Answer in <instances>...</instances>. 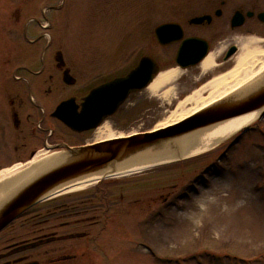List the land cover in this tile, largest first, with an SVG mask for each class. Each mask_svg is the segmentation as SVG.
<instances>
[{"label":"rangeland","instance_id":"374dc122","mask_svg":"<svg viewBox=\"0 0 264 264\" xmlns=\"http://www.w3.org/2000/svg\"><path fill=\"white\" fill-rule=\"evenodd\" d=\"M217 1L0 0V103L13 80L12 71L25 65L26 54L27 61L28 54L39 57L50 39L47 70L54 63L50 55L59 48L71 66L86 69L93 59L98 78L109 70L112 75L129 71L147 54L155 56L162 70L175 68L178 44L158 45L155 28L177 22L188 35L187 20ZM26 27L33 43L27 42ZM33 69H40L38 63ZM20 70L17 76H25ZM182 71L158 95L146 89L132 94L106 127L115 136L126 137L163 126L179 103L211 75L201 69ZM52 88L53 95L45 97L48 103L62 94L57 84ZM257 123L258 128L245 133L239 143L234 141L238 132L201 155L55 197L54 204L79 205L80 218L95 216L97 222L63 229L64 233L73 228L89 232L88 238L64 242L66 247L75 246L70 251L77 255L73 263L264 264V119ZM102 139L99 133L95 142ZM16 157L0 156V165ZM152 185L159 188V194L173 191L169 202L158 199L149 205L146 198L141 203L140 189ZM199 193L201 199L196 197ZM239 200L245 204L234 211L224 210L225 204L231 208ZM202 203L206 209L200 208ZM196 216H203L199 227L192 221Z\"/></svg>","mask_w":264,"mask_h":264},{"label":"flooded vegetation","instance_id":"af4514ba","mask_svg":"<svg viewBox=\"0 0 264 264\" xmlns=\"http://www.w3.org/2000/svg\"><path fill=\"white\" fill-rule=\"evenodd\" d=\"M202 16L210 18L199 25L192 22ZM240 21L242 24H239ZM42 28L46 29L48 26L43 25ZM187 29L189 32L187 35L185 31L184 39L197 38L207 42L210 54L219 48L220 63L216 65L220 68L217 72L225 71L233 66L240 52L241 43L245 39L258 37L264 40V0H218L209 10L191 16L187 20ZM25 35L27 37V27ZM27 42L34 41L27 37ZM50 43L51 39L39 57L28 54L27 61L26 54L25 65L12 71L13 80L6 87L5 101L0 103V156L17 154V157L5 165H0V170L15 163L27 164V157L29 160L35 158L42 150L55 153L64 150L62 146L77 148L97 143L95 142L97 134L107 126L113 116L106 118L98 127L90 128L97 119L95 111L90 110L87 104L92 91L117 78L127 76L145 56L157 61L154 55L147 54L129 71L124 69L112 75L109 70L105 71L107 74L98 78V70L94 68L96 66L93 59H90V66L86 69L79 64L71 66L59 48L50 55L54 63L52 70H47L45 57ZM177 44L179 49L181 42ZM58 58H62V61L59 62ZM37 63L40 69L34 70L33 67ZM201 63L189 69L200 70ZM19 70L25 73V76H17ZM65 74L68 76L67 81ZM48 82L50 86L47 88ZM54 84H57L62 94L55 96L58 99L53 97L48 103L45 97L53 95ZM55 100L58 102L53 105ZM63 102L70 103L67 112L79 121L81 131L70 128L53 116ZM258 124L256 122L246 133L256 130ZM66 134L70 135V138L65 136ZM242 136L237 140L238 143ZM153 189H156L154 185L140 189L141 203L146 198H149L146 199L149 205H153L158 199L166 203L173 196V191L159 194V188L156 189V193ZM54 198H46L32 206L0 231V264H74L77 255L70 251L75 246L71 244L66 247L64 242H73L81 237L88 238L89 232L80 233L73 229L81 224L92 225L97 222L94 220L95 216L80 218L79 205L54 204L57 202ZM65 217L69 220L63 221ZM69 226L75 227L64 233L63 229ZM73 235L81 236L71 238ZM35 252L38 255L35 256Z\"/></svg>","mask_w":264,"mask_h":264},{"label":"water","instance_id":"95a60500","mask_svg":"<svg viewBox=\"0 0 264 264\" xmlns=\"http://www.w3.org/2000/svg\"><path fill=\"white\" fill-rule=\"evenodd\" d=\"M209 18L202 16L192 22L199 25ZM154 35L158 44L163 47L181 42L175 59L181 69L196 66L209 56V44L197 38L184 39L185 31L180 23L160 24L155 28ZM57 60L60 62L62 58ZM162 71L157 61L145 56L127 76L92 91L87 104L90 110L95 111L97 119L90 128L98 127L106 118L115 115L132 94L146 89ZM65 80H68L66 74ZM69 104H60L53 116L70 128L81 131L79 121L67 112ZM253 112H259L256 121L264 118V76L256 83L174 125L77 148L62 146L64 150L55 152L56 158L52 162L45 161L47 166L42 171L14 194L0 201V231L57 189L78 180L93 176L105 179L135 168L184 160L188 157L178 152L174 146L180 139ZM249 127L250 125L244 127L240 132L243 133ZM80 236L73 235L71 238Z\"/></svg>","mask_w":264,"mask_h":264},{"label":"bare ground","instance_id":"6f19581e","mask_svg":"<svg viewBox=\"0 0 264 264\" xmlns=\"http://www.w3.org/2000/svg\"><path fill=\"white\" fill-rule=\"evenodd\" d=\"M217 58V53L213 52L201 63L200 69L203 74H211V77L201 87L179 103L177 110L161 126L162 128L183 121L190 115L214 105L222 99L256 83L264 76V40L261 38L249 37L245 39L241 43L240 52L234 60L233 66L225 71L217 72L220 68L216 65ZM181 75H183V71L179 67L163 70L146 90L152 95H158L163 88L170 85ZM167 93H170V90ZM189 106L193 107L188 109ZM258 115L259 112L249 113L189 134L174 145L176 147L175 149L188 158L206 153L228 140L244 127L254 123ZM161 127L158 129H161ZM103 129L99 133L104 139L100 141L118 138L107 127ZM55 158V154L48 155L40 151L27 164L16 163L13 166L2 169L0 171V201L14 194L22 185L42 171L47 166V163H44L45 161L50 160L52 162ZM163 164L165 162L157 165L144 166L143 168H135L115 174L106 179L129 177ZM103 178L102 176H93L78 180L57 189L51 196L57 197L83 191L103 181Z\"/></svg>","mask_w":264,"mask_h":264},{"label":"clouds","instance_id":"9594fccd","mask_svg":"<svg viewBox=\"0 0 264 264\" xmlns=\"http://www.w3.org/2000/svg\"><path fill=\"white\" fill-rule=\"evenodd\" d=\"M215 179H221V178H215ZM197 199H201V194L199 193L198 195H196ZM210 199H214V197H211ZM243 204H245V201L243 200H239L237 201L231 208H229V205L225 204L224 205V210L225 211H234L237 208H239L240 206H242ZM200 208L201 209H206L207 205L206 204H200ZM182 215H188L187 213H182ZM192 221L193 224L197 227L201 226L204 222L203 220V216H196V217H192Z\"/></svg>","mask_w":264,"mask_h":264}]
</instances>
